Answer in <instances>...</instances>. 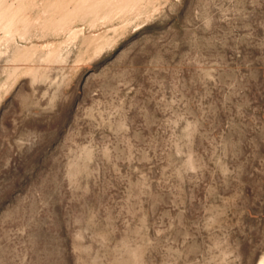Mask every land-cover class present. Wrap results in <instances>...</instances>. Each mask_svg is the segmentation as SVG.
<instances>
[{
  "label": "rangeland",
  "instance_id": "rangeland-1",
  "mask_svg": "<svg viewBox=\"0 0 264 264\" xmlns=\"http://www.w3.org/2000/svg\"><path fill=\"white\" fill-rule=\"evenodd\" d=\"M0 264H264V0H0Z\"/></svg>",
  "mask_w": 264,
  "mask_h": 264
}]
</instances>
